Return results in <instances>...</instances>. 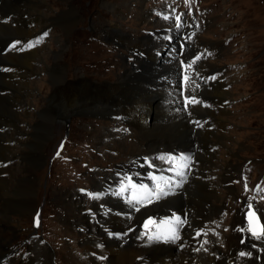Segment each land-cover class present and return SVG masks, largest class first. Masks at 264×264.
Segmentation results:
<instances>
[{
	"label": "rangeland",
	"instance_id": "obj_1",
	"mask_svg": "<svg viewBox=\"0 0 264 264\" xmlns=\"http://www.w3.org/2000/svg\"><path fill=\"white\" fill-rule=\"evenodd\" d=\"M3 1L7 0H0V2ZM8 1L10 5L19 2L22 11L28 14L25 16L32 19V22L28 25L30 28H28L29 34H27L35 35L31 45L35 46L32 47L37 52L38 67L42 69L51 67L53 53L56 51L62 56L61 62L66 67L67 81L73 79V84L69 81L64 88L54 91L49 89L48 79L43 72L29 77L25 81L28 83L27 89L30 95L23 101L27 104V109L25 106L16 107V109L20 108L17 114L19 123L13 124V127L8 125L6 129H0V145L4 143L1 148H4V152L8 150L7 152L14 153L18 150H14L13 145L15 144H12L10 140L12 130L16 126L19 128L20 126L25 127V135L19 134L17 139H20V141L28 140L32 127L38 122L35 112L48 106L44 104V101L50 94L54 93L55 97L54 103L49 107L54 110L55 114L53 125L68 115L62 123L52 127V132L44 143V151L41 152L44 157L43 163L35 171L28 170L29 172L27 171L26 175L31 178L33 172L35 179V210L42 207V231L47 242L44 244L40 228H38L39 231L35 232L33 230L32 233V222L34 216L37 215V211H29L22 215H16L14 212L15 216L9 214L10 219L8 221L4 220V223L9 224L10 229L5 227L7 230H3L4 226L2 225L0 228V244L8 246L13 251V255L9 257L10 260L3 259L2 263L20 264L23 260L35 254L41 257L37 252V248L47 247L51 254L50 260L46 264H103L102 260L105 261L106 258L101 259L99 255L100 248L102 246L106 247L107 244L105 241L100 240L99 233L101 224L106 225L108 218L97 215L95 210H98L102 204H109V200L105 198L90 201L87 196L81 195L80 188L84 192L93 194V190H100L104 185L111 186L117 178L127 176L126 169L130 167L131 173L136 165L139 166L142 163L139 156H147L148 153H144L145 138L143 139L139 130H136V127L131 124L128 125L127 122L116 120L113 111L111 112L110 109L107 110L99 104L102 101L99 98L101 95L96 96L93 94L94 92L88 93L87 85H109L116 82L117 76L123 73L124 64L129 63L130 56H128L126 49L124 50L113 44L110 45L105 40L107 35L114 36L112 32L114 29L111 32L108 30L112 24H116L118 30L122 32V36H128V38L137 41L124 43L137 45V47H131L133 50L142 51L141 42H144L145 49L152 47V45H155L154 43L156 45L159 43L164 44L162 52L159 53L160 56L157 57L155 53L157 62H160L161 55L171 43L167 37L172 38L171 34H173L167 32L165 36L160 35V33L165 32L166 28L170 27L168 20L164 17L168 16L173 21L176 20V15L181 14L187 20V24L194 26L192 29L196 39L193 36L190 39L195 43L196 50L204 51V48H207L209 51H217L212 54V57H204L202 60H198L197 63L195 61L193 65L196 64L197 67H200V64L204 61L205 64L201 68L203 67L204 71L210 75L213 73L210 68L214 72L219 71L221 81L225 84L223 95L226 101L223 102V108H218L213 100L209 101V98L204 95L211 83L216 82V80L213 79V76H209L210 79H213L214 82H212L202 74L201 83L197 88L199 91H195L194 94L199 103L194 104L193 107L198 104L201 105V103L202 108L210 106L216 112V116L213 119L204 118L203 121L194 118L196 119V125L192 128V134L195 136L197 132L194 131L197 129L202 130L204 126L209 124L210 131H220V135H224L226 139L222 141L224 143L222 146L211 141L207 142L208 146L209 144L213 146L210 147L209 152L213 157L210 158V163H213V165L207 162L205 169H207L206 173L209 172L208 174L211 175L212 180L217 181L211 187L212 193L215 194H212L211 198H207L203 194L199 182H196L198 180L197 172L202 169L203 165L200 163L199 158L196 159L195 156L191 155L193 174L190 175L189 173L190 177L186 179L184 187L192 190L193 197L190 199L189 196L185 204L186 208L183 207L182 210L166 208L162 212L154 211L153 216L160 215L157 218L159 220L172 211L170 215L177 213V217L184 219L186 226L183 231H186L187 237L189 235L188 239L190 241H183L182 248L189 256L186 259H191L194 254L206 253L208 251L207 247L211 245L205 242L201 244L198 241L200 234L195 233L197 237L192 238L191 228L200 225L201 216H204L206 219L200 227L204 228L205 237L208 236V243L209 238L212 237L211 235L215 239L218 236L223 241L225 236L229 237L232 230H235L236 237L233 238L232 242L234 243L233 247L239 251L237 255H240L247 264H251L252 261L261 264L263 261L260 260L258 252L262 251L263 248L252 242L248 246L242 245V243H245V239L241 235V229L244 227L245 231L248 232L246 224L244 226L243 222L248 208L247 204L252 203L254 210L264 215V0H187V2L186 0H35L41 4L39 8L36 7L39 14L35 17L31 16L33 13L30 12V5H28L27 0ZM72 5L79 11V20L77 21L73 15H69ZM167 6L173 9L172 13H166L169 11ZM192 10L195 13H200L201 16L197 15L199 20L196 21L192 18ZM60 14L63 15L62 17L67 18L70 24L74 23L75 20L74 26L76 28L74 27V30L66 38L61 36L58 24L53 25L50 21L51 18L60 16ZM172 14L175 16L172 17ZM22 20L26 23L25 18ZM178 23H181V21L176 20L173 24L175 26ZM17 32L19 33V30ZM3 39V37L0 38V43H4V41H1ZM120 41L121 39L114 42L120 44ZM175 41L177 40L175 39ZM175 41L173 40L172 43H175ZM9 42L10 40L7 43L9 44ZM147 43H150L149 46H147ZM28 47L29 45L27 51L32 48ZM153 47L159 52L158 46ZM26 50H18V53L26 52ZM9 52L15 53L16 49L12 47L3 51L0 53V57L6 56ZM188 55L192 56L190 51H188ZM178 57L182 56L179 55ZM1 62L4 63L3 60ZM154 63H156L155 60ZM173 65H175V68L172 67L168 74L174 77L176 81L178 77L176 61L173 62ZM163 67L164 69H162ZM8 68L0 65V75L9 74L11 71ZM155 68L158 75L164 74V61H161V65H157ZM76 73L79 74V81H77V77L74 78ZM201 73H203V70ZM193 75L196 77L197 74ZM193 75H191L192 79H194ZM168 84L164 82L165 87ZM145 86L148 92L152 90L151 85L145 84ZM175 88L177 89V86ZM9 90V93H12V90ZM3 94L0 91V95ZM86 94L93 95L87 99ZM146 95L144 98H146ZM180 107L182 109L181 113L188 111L187 104L184 102ZM16 109H13V112ZM221 109L224 111L219 114L218 112ZM68 120L69 122L65 125ZM65 133H68L69 138L64 146V158L56 159L50 165L48 157L58 148ZM212 141L217 143L215 138ZM136 151L140 152L139 155H136ZM28 153L27 151L26 154ZM74 153L77 156L67 157L69 154ZM172 153L174 155H171L169 151H162L159 156L163 157L166 163L173 158L183 161V154L179 155L176 151ZM198 153L202 154L203 151L199 152L198 150L194 155ZM4 155L5 153L0 156ZM5 156L10 155L6 154ZM72 161L76 163H71ZM17 163L19 166H23L22 161L17 159L13 163L12 161L4 162L3 168H6V164L9 167L11 165L16 167ZM153 163L158 166L157 163ZM175 171L176 175L172 178L186 175L182 168H177ZM227 171L231 175L229 186L233 187V191H230L228 187L226 188L223 183H219L222 176L227 177ZM178 173H182V175ZM164 174L172 173L165 172ZM21 175L23 173L18 174V179ZM132 177H136V175ZM129 178L131 180V177ZM10 186H7V189H14V187L19 189L16 186ZM136 190H138V187H136ZM149 190L148 187L147 191ZM2 193L0 192V194ZM24 194V192H20L19 200H24V203L20 202L19 204L29 208L27 205L29 197ZM65 195L80 197V203L76 204L74 210L66 207L64 202L68 198H64ZM202 198L207 199V207L210 205L217 210V213L210 216V219H208V209H206L204 215L199 213L200 203L202 205L203 202L201 201ZM2 201L7 204L10 203L9 200H6V197ZM190 202L192 203L191 208L188 207ZM129 204L133 205L132 203ZM154 205H149L147 209L145 208L140 212L149 210ZM78 206L80 208H77ZM120 209L116 211L117 214H120L116 215L117 217L132 219L144 216L136 210L134 213L137 216L133 212H129L132 215L128 217V212L121 214ZM84 211L86 213L82 215ZM145 216L149 217L150 215ZM191 218L193 219L191 220ZM172 221L175 220L172 218ZM11 232L14 234L12 235ZM183 234L182 232L181 235ZM248 234L249 236L247 235L246 239L250 241L260 239L249 232ZM85 238L91 242L84 244ZM178 242L181 241L178 240ZM121 245L123 244L121 243ZM220 246L224 249L222 242H220ZM240 246H243V249H254L257 253L254 255L250 251L251 255H248V252L242 256L241 251L243 249ZM3 254L4 252H0V257ZM195 262H198V260L191 261L192 264Z\"/></svg>",
	"mask_w": 264,
	"mask_h": 264
},
{
	"label": "bare ground",
	"instance_id": "obj_2",
	"mask_svg": "<svg viewBox=\"0 0 264 264\" xmlns=\"http://www.w3.org/2000/svg\"><path fill=\"white\" fill-rule=\"evenodd\" d=\"M18 3L19 2H15L13 5H10L8 0L0 2V38L2 37L4 38L3 40H1L4 41V43H0V53L11 49L13 45H15L14 48L16 49L15 53L9 52L10 54L8 53L6 56L0 57V63H2L1 62L2 60L4 61V63L0 65L9 67L11 71L7 75H0V91L4 93L3 95H0V129H4V128L6 129L8 125L9 126L11 125V127H13L14 126L13 124L19 123L17 119V114L20 108L16 109V107L25 106V108L27 109V104H25L23 101L26 97L30 95L27 89L28 83H26L25 81L29 77L35 76L36 73L38 74L40 72H43L48 79L49 89L54 91H58L64 88L69 83V81L72 82L73 80L72 79L67 81L66 67L63 64V62H61L62 56L56 51L53 53V57H52L53 64L51 65V67H44L43 69L38 67L37 52L36 49L33 48L35 46L32 47L33 49L32 48L30 49L28 47L29 50L28 51L26 50L27 46L33 43L34 41L33 39L35 36L31 33H30L31 35H28L29 34L28 28H30L28 27V25L30 24V22H32L31 21L32 19L31 17L25 16L28 14L22 11ZM27 3L28 5H30V12L33 13V15L31 16L33 17L37 16L39 12H37L38 9L36 10V7L39 8L41 4L35 0H27ZM71 9L72 10L69 13V15L70 16L73 15L76 21L79 20V11L73 5ZM62 16H63L62 14H60V16L57 17L55 16L51 18L52 20L50 21H52L53 25L58 24L61 36L66 38L74 30L75 20L74 23L70 24L68 23V19ZM23 18H25L27 24L24 23V21L22 20ZM112 25H111L112 27L110 26L108 30H110L111 32L114 29L112 31L114 33V36L110 37L107 35L105 40H107L108 44L110 45L113 44L115 46H119V48H122L124 50L126 49L127 50L126 52H128V56H130L129 63H125L124 64L125 66L123 65L124 66L122 68L123 73L117 76L116 82H113L109 85L89 84L87 85V87H88V93L94 92L93 94L96 96L101 95L99 98L102 99V101L99 104H101L103 108L107 110L110 109L111 112L113 111L115 113L116 120H118V118H121L119 121L127 122L128 125L131 124L132 126L136 127V130L137 129L139 130V133L143 136V139L145 138L143 145L145 147L144 153H148V155L146 154L147 156H139L140 160H142V163L140 162L141 164H139V166L136 165V168L133 169L131 173L129 171L130 168L125 166L128 168L126 169L127 172L131 176L136 175L135 178L136 180L141 179V177H143V175H145L146 172H149L150 174L153 175V173L150 172L148 165L155 170H160L163 168L164 165L167 164L165 160L161 159V156H159L162 151H169L171 155H174L172 153L173 151L178 152L179 155L180 154L181 155L184 154L185 156L192 155L195 156L196 159L199 158L200 163L203 165L202 169H200L197 172L198 180L196 182H199L203 194L207 198H211L212 194H215L212 193L211 187L217 181L212 180L211 175L208 174L209 172L206 173L207 169H205L206 167L205 164L207 162L210 163L211 162L210 158H213L212 155L209 154L211 150L210 147L213 146L212 144H209L208 146L207 142L209 143L211 141L216 145L222 146L224 145L222 141L225 140L226 138L224 137V135H220L219 133L220 131H216V132L210 131L209 124L204 126L202 130L197 129L196 131H194L197 132L195 133V136L192 134V128L196 124L195 122L196 119H201L202 121L204 118L213 119V117L216 116V112H214L210 106L209 107L206 106L205 108H202L201 107L202 103L201 105L198 104L197 106L195 105L196 107H193L194 104H197L194 102L189 103L188 111L186 113L180 112L182 111L180 107L181 98L179 99V94L176 92V88H175L176 86L178 88L177 80L175 81V78L169 76L168 74V72L171 71L172 67L175 66L173 65V62L176 61V57L174 53L171 51L174 48L172 42L170 43V45L167 46L166 51L161 55V61H164L165 64L164 74L161 73L158 75L155 67L157 65L160 66L161 61L157 62L155 53L157 57L160 56L159 53L162 52L164 44L159 43L158 45H156V43H154L155 45H152V47H147V49H145L144 42H141V45L143 47L142 51L133 50L132 48L137 47V45L124 44V43H126L127 41L129 42H137V41L130 37L128 38V36H122V32L118 30L116 24L115 25L112 24ZM18 30L19 33L18 32L16 33V31ZM23 30H25L26 32ZM119 39H121L122 42L120 41V44L115 43L116 40ZM9 40L10 42L8 44L7 42ZM14 40H16L17 42L16 41L14 42ZM149 44L150 43H147V46H149ZM153 46H158L159 52H157V50ZM23 49H25L26 52L18 53V50L22 51ZM193 49L197 51L196 46H194ZM190 52H192V50ZM197 52L198 54L201 55V57L206 56V58L207 57L209 58L210 55L216 53L213 50L211 51L200 50ZM154 60L156 63H154ZM204 64L205 62L203 61L200 65L202 66ZM201 66L196 69L197 75L200 74L201 76H203L202 74H204L205 77L212 82H214L213 79L216 80V82L211 83L210 86L211 88L209 87L204 92V95L209 98V101L213 100L215 102L214 104L217 105L218 108L219 107L223 108V102L226 101L223 95V90H224L223 88L225 87V84H223V82L221 81V75L219 74V71L214 72L209 67L210 71L215 73V74L212 73L210 75L208 74V72L204 71V68L203 67L201 68ZM162 69H164V67ZM202 70L203 73H201ZM74 75H75L74 78L77 77V81H79L80 80L78 78L79 74L76 73ZM197 75L196 77L193 75L194 78L193 80H195L193 82L194 90H187V92L189 93V97H194L195 101H197V98L194 96V93L195 91L196 92L199 91L196 88L198 85H200L198 82ZM209 76H213V79H210ZM157 82L159 83L157 84ZM164 82L169 83L168 86L165 87ZM145 84H149L152 86L150 87L152 89L150 92H148V89L145 86ZM9 89L12 90V93H9L10 92ZM156 90H158L159 92H157ZM53 94L54 93L50 94V96H48V98L45 99L44 101V104L48 106H45L42 109L35 112V116L38 122L34 127H32L30 138L28 140L20 141V139H17V137H19V134L25 135L24 132L25 127L20 126L19 128L16 126L14 127V130H12V134H10L11 135L10 140L12 141V144H15L13 146H14V150H18L17 152L10 153L7 152L8 150H5L4 152V148L3 149L1 148L4 146V143L0 145V155L3 153H5V155L6 154L10 155V156H5V155L0 156V192H3L2 194H0V228L3 225L4 226V228H2L3 230H7L6 228L10 229L9 224L4 223V220L8 221L10 219L9 214L15 216V214L22 215L29 211L30 212L35 211V201H34L35 179L33 176V172L30 176L31 178H29V176L27 177L26 176L27 171L28 170L35 171L43 163L44 157L42 156L41 152L44 151L45 148L44 143L46 139L49 138V135L52 132L51 131L52 127L62 123L68 116L67 115L62 120L57 121L53 125L55 121L54 118L55 114H54V110L49 108L54 103L55 100ZM93 94H89V95L86 94L85 96H88L87 99H89ZM145 95L146 98H144ZM93 100L95 101V99ZM13 109H16L15 112H13ZM223 111L224 110L221 109L219 110L218 113L221 114L223 113ZM212 138L213 139L215 138L217 140V143L212 141L213 140ZM198 150L199 152L203 151V153L202 154L198 153L194 155V153H196V151ZM27 151L29 152L28 154H26ZM138 153L140 152L136 151V155H139ZM17 159H19V161H22L23 166L21 165L19 166L18 164L19 162H18L15 165L16 167H12V165L11 167H9V165L6 164L7 165L6 168H3L4 162L6 163L7 161H12L13 163L14 160L16 161ZM153 162L157 163L158 166L155 165ZM210 164L213 165V163ZM21 173H23V175H21L20 179H18L17 176L18 174L20 175ZM226 176L227 177L222 176L220 178L219 183H223L224 186L226 185V188L228 187L230 191H233V187L231 185L229 186L230 176H231L229 171L226 172ZM24 178H26L27 180H25ZM185 182L186 180L181 182L179 186H176L177 188L175 187L176 189L175 191L171 192L172 196L170 198L157 201L153 208L146 210L144 212H140L139 214L144 216L146 214L154 215V211L162 212L166 208L174 209V210H182L183 207L186 208L185 204L187 202V199L189 198V196L190 199L193 197L192 195L193 192L191 189L189 190L188 187H184ZM9 185L16 186L19 189L15 187L14 189H10V188L7 189V186ZM106 187L107 185H104L103 188L99 190L100 194L98 195H102L101 197L102 199L106 198L109 200V204L107 205L110 207H106L108 214H104V210L101 208V205H100L101 212L99 209L95 210L97 215L106 216L108 218V223H106V225L101 224L100 233H99L100 240L105 241V243L107 244L106 247L102 246L100 248L99 255L101 257L106 258L105 261L102 260L103 264H192L191 261L195 259L198 260V262H195L193 264H247L246 262H244L243 258L240 255H237L239 251L235 247H233L234 243L232 242V240L233 238L236 237L235 230H232V232L230 233L231 235H229V237L225 236L223 241H221L218 238V236L216 237L217 239H215V237L209 233L212 237L209 238V243H208L207 241L208 236L205 237L206 233L204 231V228L200 227V225L204 223V219H206L204 218V216H201L202 221L200 222V225L191 228L193 232L192 238L195 239L197 237L195 233L200 234V236H198V241L201 244L205 242L211 245L207 247L208 251L206 253L194 254V255L191 254L192 255L191 259H186L188 255L184 252V249L182 248L183 241H189L188 239L189 235L187 237L185 233L186 231H183L185 228L179 230V226L182 225L184 222L182 223L176 222L177 229L174 228L177 230L176 235L178 237L179 235L181 236L178 239L181 242H178L177 239L176 242L170 240L165 241L163 238L159 240H151L150 242H147L144 240L145 239L144 234H140L138 232L139 230L137 229L127 233V231L125 230L129 229L133 225H136L137 222L133 220L131 223V219L128 218L118 219L117 216H115L114 210L119 209L123 204L119 201L111 199V197L104 196L106 195V192L104 190ZM137 187L139 190L140 186ZM149 191H154V188H150ZM20 192L21 193L24 192L25 193L24 195L29 197V202H27L29 208H27L25 205L23 206L22 204H19L20 202L24 203V200H19ZM5 197L6 200L10 201V203L7 204L2 201V199H4ZM64 198H68V200L65 201L64 203H66V207L69 209L72 208L74 210V208H76V204L80 203L76 199V197L65 195ZM117 198L118 196H116L115 199ZM201 201L203 202L202 205L200 203L199 213L200 215L202 214L204 215L206 209H208V216H209L208 219H210V216L215 215L217 213V210L215 207L213 208L210 205L207 207L206 204L208 203V201L206 198H202ZM191 204L192 203L190 202L188 205L189 208H191L190 207ZM77 208L80 207L78 206ZM248 210L249 208H247V211L245 212V218L247 217ZM250 213L252 218L256 221L254 225V229H257V231L260 232L261 227H264V215L261 213H257L254 210V208H253V213L252 212ZM169 214L170 213H168V215ZM171 217L173 218V220H175V217H177V213L171 215ZM192 219L193 218H191V220ZM124 224H126L125 227H123ZM166 226H169V224H167ZM156 227L158 228L157 224ZM182 232L184 233L183 235H181ZM248 232L245 231L244 227H242L241 235L242 237H244L243 239H245V243H242V245L244 244L248 246V244L252 242L254 244H257L258 247L263 248V250L258 253L260 254L259 256L260 260L263 261L262 263L264 264V235H261L258 241H250L246 239V236L247 235L249 236ZM11 233L12 235L14 234L13 232ZM149 234L150 236L154 237L155 233L153 232V229L151 230V232H149ZM159 236L164 237L168 235L165 234L163 231V233L159 234ZM89 242L91 241L85 238L84 244H87ZM220 242L223 243L224 249L221 248ZM121 243H123V245H121ZM240 248L243 249L244 247L240 246ZM250 251L253 252L254 255H256L257 253V251H255L254 249L253 250L243 249L241 252L242 253L249 252L248 255H251ZM0 252H4V254L0 257L1 259L0 264H3L2 263L3 259L6 258L9 259V257H11L10 255L13 253V251H11L8 246L3 244H0ZM37 252H39L41 257H38L35 254L34 256L29 257L26 260H23L20 264H41L42 262H43L42 264H46L47 261L50 260L51 252L49 248L38 247ZM251 264H256V263L252 261Z\"/></svg>",
	"mask_w": 264,
	"mask_h": 264
},
{
	"label": "snow or ice",
	"instance_id": "obj_3",
	"mask_svg": "<svg viewBox=\"0 0 264 264\" xmlns=\"http://www.w3.org/2000/svg\"><path fill=\"white\" fill-rule=\"evenodd\" d=\"M186 2H187V0H186ZM164 19H169V17L168 16H165L164 17ZM176 19L177 20H179L180 19V17L179 16H177L176 17ZM177 26H179V25H177ZM45 35H47V33H45ZM33 45H29V47H32ZM13 47H15V45H13ZM188 68H191V64H189L188 66H187ZM189 79V77L186 75L185 76V80L187 81ZM186 100L189 102V103H199V101H195V98L194 97H186ZM161 159H164L163 157H161ZM178 174H180V175H182V173H178ZM153 179L155 180V177H153ZM129 180H130V178H129ZM132 187H135V185H132ZM141 187H143V188H146L147 186H144V185H142ZM245 187H247V186H245ZM157 188L159 189V191L156 193V196H157V198H159V196H162V195H167V193L164 191V189L163 188H161L159 185H157ZM123 191H125V188L124 187H122L121 188V192H123ZM137 203H140L141 201H136ZM149 202H151V200L149 199ZM130 203H131V201H130ZM139 209H137V211H138ZM175 220H176V222L177 223H182V221H180V218L179 217H175ZM252 234L254 235V236H257V238H260V236L261 235H264V227H261V229H260V232L258 233L255 229L252 231ZM161 238H163L165 241H167V240H169V239H171V240H176V239H178L179 237L175 234V233H173L171 236H164V237H161V236H155V237H152V236H149V240L151 241V240H159V239H161ZM241 255L243 256V255H245V253H241ZM101 259H104L103 257H101Z\"/></svg>",
	"mask_w": 264,
	"mask_h": 264
},
{
	"label": "water",
	"instance_id": "obj_4",
	"mask_svg": "<svg viewBox=\"0 0 264 264\" xmlns=\"http://www.w3.org/2000/svg\"><path fill=\"white\" fill-rule=\"evenodd\" d=\"M66 122L68 123L69 120L66 121ZM250 212L253 213V211L250 210V211L247 213V217H246L245 219H246V222H247V224H248V226H249V229H251V230L253 231V230H254V225H255L256 221L252 218ZM255 230L257 231V229H255ZM257 232H258V231H257Z\"/></svg>",
	"mask_w": 264,
	"mask_h": 264
}]
</instances>
